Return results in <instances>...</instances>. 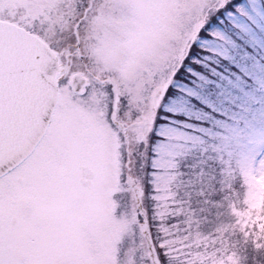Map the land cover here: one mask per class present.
I'll use <instances>...</instances> for the list:
<instances>
[{
	"label": "snow or ice",
	"instance_id": "1",
	"mask_svg": "<svg viewBox=\"0 0 264 264\" xmlns=\"http://www.w3.org/2000/svg\"><path fill=\"white\" fill-rule=\"evenodd\" d=\"M264 0H0V264H255Z\"/></svg>",
	"mask_w": 264,
	"mask_h": 264
},
{
	"label": "rangeland",
	"instance_id": "2",
	"mask_svg": "<svg viewBox=\"0 0 264 264\" xmlns=\"http://www.w3.org/2000/svg\"><path fill=\"white\" fill-rule=\"evenodd\" d=\"M260 259L255 260V264H264V253L258 254Z\"/></svg>",
	"mask_w": 264,
	"mask_h": 264
}]
</instances>
